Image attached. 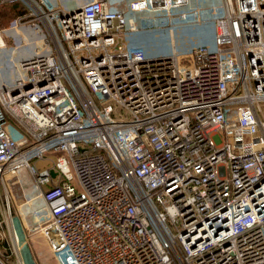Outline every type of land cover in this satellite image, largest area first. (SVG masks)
Here are the masks:
<instances>
[{
  "label": "built area",
  "instance_id": "1",
  "mask_svg": "<svg viewBox=\"0 0 264 264\" xmlns=\"http://www.w3.org/2000/svg\"><path fill=\"white\" fill-rule=\"evenodd\" d=\"M15 2L42 45L0 86V184L31 177L27 234L57 264H264V0ZM203 21L217 50L181 63L125 38Z\"/></svg>",
  "mask_w": 264,
  "mask_h": 264
},
{
  "label": "rangeland",
  "instance_id": "2",
  "mask_svg": "<svg viewBox=\"0 0 264 264\" xmlns=\"http://www.w3.org/2000/svg\"><path fill=\"white\" fill-rule=\"evenodd\" d=\"M128 1L123 0V3H128ZM122 7L124 9L125 5ZM12 23L13 21L7 27L8 34H11L12 30L17 28V26L12 27ZM215 36L216 24L214 21L175 25L171 30L169 27H163L125 34L127 43L129 45L141 46L145 51L146 58L167 57L175 53L180 63L185 58H189L192 50L197 46H206L209 50L216 51L218 46L215 43ZM31 44L35 43L29 39L23 45V47L25 46L24 51L27 50L25 56L31 55L36 50L37 47L31 48ZM12 48L14 47H0V50H4L7 53L6 55L9 56L10 51L14 50ZM20 57L16 60L14 59L13 62L4 56L5 61L3 66H12L13 71H15ZM16 64L17 66H15ZM18 72H14V77H11L8 82L13 81L17 77ZM260 109L258 114L263 118L264 102L261 103ZM55 158V154L48 153L46 159L38 160L35 163L39 169L43 167L49 168L51 160ZM15 178L13 177L12 180ZM21 191V188H14L11 180L6 181L5 185L0 184V264H15L17 256H21L25 264H57L44 239L41 236L34 235L33 237V235L27 234L25 216L15 210L14 198L17 199L16 194L19 193L20 195ZM6 194L8 196L10 212H8L4 198ZM22 201L23 199L20 198L19 203L21 204Z\"/></svg>",
  "mask_w": 264,
  "mask_h": 264
},
{
  "label": "crops",
  "instance_id": "3",
  "mask_svg": "<svg viewBox=\"0 0 264 264\" xmlns=\"http://www.w3.org/2000/svg\"><path fill=\"white\" fill-rule=\"evenodd\" d=\"M8 8L6 7H0V47L1 48H7V47H14L9 53V56H7L6 52H4V50H0V86L4 85V84H9L11 82H8L9 79H11V77H14V72H18V67H16L15 71H13L14 69L11 67H7V66H3L4 64V56L13 61L14 59L16 60L18 57H20V60L17 61L18 63L25 59L28 58L30 55H27V50H25V46L23 47V45L26 44V42L30 39L33 40L35 44H31V48H35L36 49H42V45L39 39H37L38 35L36 34V32L27 24L24 25H19L17 26V28H15V30H12L11 34H8V22H9V13H8ZM19 27V28H18ZM7 46V47H6ZM18 49H20L18 51ZM21 53V54H20ZM14 62V61H13ZM17 66V64L15 65ZM12 69V70H11ZM19 73V72H18ZM17 182H20L21 186H18V184L15 182L12 185H14V188H21L22 191L19 195H17V199L14 198L15 200V210H17L18 212H20L21 214H23L25 216V224H26V229H28L27 226V215H26V209L28 208L29 204L25 203V199L26 197H33V201L31 202V204L33 203V206L37 205L38 199L36 198V196L33 195V190L31 187V177L29 176L28 172L26 170H21L18 174H17ZM19 195V196H18ZM20 198L23 199V201L21 202V204L19 203ZM28 205V206H27Z\"/></svg>",
  "mask_w": 264,
  "mask_h": 264
},
{
  "label": "trees",
  "instance_id": "4",
  "mask_svg": "<svg viewBox=\"0 0 264 264\" xmlns=\"http://www.w3.org/2000/svg\"><path fill=\"white\" fill-rule=\"evenodd\" d=\"M0 7H6L8 8V13H9V22L7 25H9L14 19H16L17 17L23 15L26 10L24 8V6L20 3H6V4H2Z\"/></svg>",
  "mask_w": 264,
  "mask_h": 264
},
{
  "label": "water",
  "instance_id": "5",
  "mask_svg": "<svg viewBox=\"0 0 264 264\" xmlns=\"http://www.w3.org/2000/svg\"><path fill=\"white\" fill-rule=\"evenodd\" d=\"M29 86H30V85H27V86H25V88H28ZM16 92H17V89H16V88H14V89H13V93H16ZM51 174H52V175H54V173H53V172H51Z\"/></svg>",
  "mask_w": 264,
  "mask_h": 264
},
{
  "label": "bare ground",
  "instance_id": "6",
  "mask_svg": "<svg viewBox=\"0 0 264 264\" xmlns=\"http://www.w3.org/2000/svg\"><path fill=\"white\" fill-rule=\"evenodd\" d=\"M0 41H1V38H0Z\"/></svg>",
  "mask_w": 264,
  "mask_h": 264
}]
</instances>
